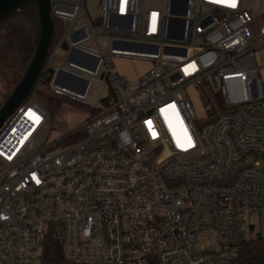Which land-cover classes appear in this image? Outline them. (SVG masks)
<instances>
[{
  "label": "built area",
  "instance_id": "built-area-1",
  "mask_svg": "<svg viewBox=\"0 0 264 264\" xmlns=\"http://www.w3.org/2000/svg\"><path fill=\"white\" fill-rule=\"evenodd\" d=\"M256 2L99 0L94 13L85 0H51L62 29L43 77L52 67L50 89L95 111L46 142L35 89L2 121L0 264L38 263L49 239L67 264H238L241 244L264 238ZM118 58L149 66L130 86ZM89 82L106 89L97 102L84 97Z\"/></svg>",
  "mask_w": 264,
  "mask_h": 264
},
{
  "label": "trees",
  "instance_id": "trees-1",
  "mask_svg": "<svg viewBox=\"0 0 264 264\" xmlns=\"http://www.w3.org/2000/svg\"><path fill=\"white\" fill-rule=\"evenodd\" d=\"M55 21V38L60 34L62 22ZM33 50L32 34L28 20L23 14H15L0 22V104L6 98L22 71ZM35 94L49 113L59 110L64 99L69 98L53 92L49 82L42 79ZM71 100V99H70ZM74 101V100H72ZM82 104V103H81ZM88 107L85 104H82ZM90 113L95 109L88 107ZM242 253L238 264H264V238H255L241 244ZM245 250V251H244ZM38 264H67L61 252L60 244L52 239L46 243L45 252Z\"/></svg>",
  "mask_w": 264,
  "mask_h": 264
},
{
  "label": "water",
  "instance_id": "water-1",
  "mask_svg": "<svg viewBox=\"0 0 264 264\" xmlns=\"http://www.w3.org/2000/svg\"><path fill=\"white\" fill-rule=\"evenodd\" d=\"M15 14H23L28 20L33 50L31 56L18 80L0 104V125L2 121L37 88L44 79L49 81L53 68H47L43 77L44 67L49 59L51 44L55 34V21L51 14V0H0V22ZM66 49V45L62 46ZM64 74L57 77L62 82ZM80 91L85 88V81Z\"/></svg>",
  "mask_w": 264,
  "mask_h": 264
},
{
  "label": "rangeland",
  "instance_id": "rangeland-1",
  "mask_svg": "<svg viewBox=\"0 0 264 264\" xmlns=\"http://www.w3.org/2000/svg\"><path fill=\"white\" fill-rule=\"evenodd\" d=\"M99 0H85V9L88 12H99L100 6L98 4ZM146 6L152 5L159 7L162 4V0H144ZM254 12L264 11V0H258L256 2ZM264 19V17L259 18ZM66 56V50L63 48L57 49L54 51L50 57V63L52 66H60ZM114 65L117 70L128 77L130 81V86L135 85V80L139 74H141L148 66L149 61L145 59H136V58H118L113 60ZM2 92V87L0 84V93ZM101 92H106V89L102 88V85L89 82L84 94V97L91 102H97ZM192 108L196 116L203 117L204 114L200 108L198 100L193 96L192 98ZM91 111V110H90ZM89 108L82 105L79 101H72L70 99H64V102L59 110H56L52 113H49L50 118V132L46 138V142H50L69 131L80 126L89 114H91ZM73 137H67L64 141H60L53 145V149L62 147L70 141ZM34 264H38L35 262Z\"/></svg>",
  "mask_w": 264,
  "mask_h": 264
},
{
  "label": "snow or ice",
  "instance_id": "snow-or-ice-1",
  "mask_svg": "<svg viewBox=\"0 0 264 264\" xmlns=\"http://www.w3.org/2000/svg\"><path fill=\"white\" fill-rule=\"evenodd\" d=\"M231 3L234 5L236 3V0H231Z\"/></svg>",
  "mask_w": 264,
  "mask_h": 264
}]
</instances>
